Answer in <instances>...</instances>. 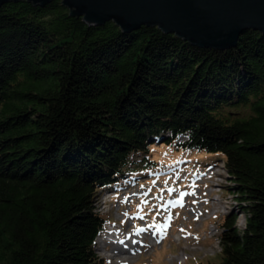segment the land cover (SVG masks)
<instances>
[{
	"label": "trees",
	"instance_id": "obj_1",
	"mask_svg": "<svg viewBox=\"0 0 264 264\" xmlns=\"http://www.w3.org/2000/svg\"><path fill=\"white\" fill-rule=\"evenodd\" d=\"M61 2L0 10V264H110L96 203L157 140L220 155L246 217L224 219L221 264H264V33L203 48Z\"/></svg>",
	"mask_w": 264,
	"mask_h": 264
},
{
	"label": "rangeland",
	"instance_id": "obj_2",
	"mask_svg": "<svg viewBox=\"0 0 264 264\" xmlns=\"http://www.w3.org/2000/svg\"><path fill=\"white\" fill-rule=\"evenodd\" d=\"M148 159L150 161L149 165L143 164L137 167H131L129 171L130 175L114 185L115 189L120 190L124 186H128L130 183H144L152 182L153 180H162L164 177L171 172H177L179 169H191L193 166L197 165L200 168L208 167L214 164L220 157L216 153H206V152H191L187 151L182 147H177L167 142L158 143V140L152 142L148 145ZM143 158V156L136 155L132 156V161L136 162ZM218 162H221L219 160ZM223 165H220L216 173L217 177L211 183L210 190L212 196L210 200L212 202L211 207L214 211H219V216L209 217L204 215L201 220L200 217L195 219V214L187 206L183 207L179 205L174 210L176 218L172 222V228L166 231V236L164 237V242L162 244V238L164 235L156 234L154 230L148 232L149 236H146L140 229L143 226L142 221H148L153 223H158L157 216L154 213L157 211L154 208V204L162 197V195L155 193L156 199H154L153 194L149 193L148 198L142 200L140 205L136 204L139 201L136 199L134 207H129L130 204H124L123 210H130L131 216L127 220L125 219L120 223L118 218V208L117 200L108 202V209L115 208L112 211L106 213L108 219L111 220V224L104 233L100 235L96 243V253L102 259L108 261L110 264H117L113 260L106 258L105 253L102 251L99 244V240H116L122 239L135 240L141 238V242L150 241L153 237H157L158 245L153 248L148 244L143 248H139L141 252L132 261L122 264H221L223 262L222 246L220 242V235L222 231V223L227 216H234L240 214L238 201L232 195V187L229 182V178L224 169ZM178 176V175H176ZM172 179V178H171ZM179 184V183H177ZM163 185V184H162ZM162 187L161 185L157 188ZM209 187V186H208ZM179 191L175 190L170 198L166 201L164 208L169 209L174 203H172L173 197L177 196ZM190 193V191L188 192ZM124 198L118 199V203H122ZM154 199V200H153ZM101 204H98L100 212H105L102 208V196L99 198ZM237 205L235 206V204ZM146 204V205H145ZM143 206V207H142ZM197 210L199 209L196 205ZM119 209V208H118ZM143 209V211L141 210ZM164 209V212H167ZM188 213V214H187ZM103 215V214H102ZM215 216V215H214ZM213 217V218H212ZM193 218L194 222L191 221ZM245 223V218L243 215L239 216L237 227L243 229ZM167 220L162 218L160 225H166ZM114 226L113 229L110 226ZM117 225V226H115ZM220 229H218V228ZM164 229V228H162ZM183 229V231H181ZM149 231V229H148ZM181 239L178 240V237ZM178 235V236H177ZM133 238H129V237ZM126 241V242H127ZM136 241V240H135ZM162 244V245H161ZM107 249H113V244L109 243ZM114 262V263H113Z\"/></svg>",
	"mask_w": 264,
	"mask_h": 264
},
{
	"label": "water",
	"instance_id": "obj_3",
	"mask_svg": "<svg viewBox=\"0 0 264 264\" xmlns=\"http://www.w3.org/2000/svg\"><path fill=\"white\" fill-rule=\"evenodd\" d=\"M28 1L41 7L52 0ZM90 27L114 22L123 32L158 27L195 46L228 49L249 29L264 33V0H61ZM160 143V142H159Z\"/></svg>",
	"mask_w": 264,
	"mask_h": 264
},
{
	"label": "built area",
	"instance_id": "obj_4",
	"mask_svg": "<svg viewBox=\"0 0 264 264\" xmlns=\"http://www.w3.org/2000/svg\"><path fill=\"white\" fill-rule=\"evenodd\" d=\"M220 165H223L222 169L225 170V172L227 173L228 178L230 179L229 182L233 189V187L235 186L234 182L231 181V178L228 174V171L226 169V163L224 160H221V162H216L214 164H212L211 166L208 167H204V168H200L199 166L195 165L193 166L191 169H179V171H175V172H171L168 173V175L166 177H164V179L162 180H153L152 182H144L143 184H136L133 186H128L126 188L121 189L120 191L115 190V191H109V192H105L103 193L102 196V208L105 210V212H100V209L98 207V204H101L100 200L96 203V210L98 213L105 215L106 213L112 211L113 209H115L113 206L112 208L108 209V202H111L113 200H117V204H118V208H116L115 210H118V221L123 222L125 219H129L131 216V211L130 210H123V206L124 204H130L129 207H134L135 201L136 199L139 201V203L136 204V207L138 208L137 205H140V203H142V200L144 199H149L147 195H149V193L153 194L154 199H156V195L155 193H158L160 195H162V197L160 199H158V201L154 204V208L157 211V213H154L155 216H157V221L160 225V222L163 219L167 220V224L166 225H160L161 228H164V230L168 228V225H170V229L172 228V220L174 219V210L177 208V206H179L180 204H177V201H181L184 206H187L188 208H190V210H192V213L195 214V219L197 220L198 217L202 219L203 216L206 214L209 217H211L213 215V217L219 216L220 213H218L219 211H214V209L211 207V198L210 196H212V193L210 190L211 187V183L214 181V179L217 177L216 173L218 171V168ZM178 175V176H176ZM172 178V179H171ZM179 183V184H177ZM163 184V185H162ZM161 185L162 187L157 188V186ZM209 186V187H208ZM169 189H171L172 191H169ZM177 190L179 191L177 196L173 197L172 203H174L172 206H170L169 209L164 208L166 201L168 200V198H170L173 194V192ZM190 191V193H188ZM234 196V198L237 200V196L234 194L233 190L231 191ZM120 198H124L123 201H121L122 203H118V199L120 200ZM153 199V200H154ZM146 205V204H145ZM196 205H198L199 209L197 210ZM237 205V203L235 204V206ZM239 205V210H240V214H236L237 216V223H238V219L240 215H243L245 218V223L243 225V229H239L241 231H243L246 227V217L245 214H243L242 208H240V203L238 202ZM143 207V206H142ZM164 209H166L167 212H164ZM143 210V209H141ZM188 214V213H187ZM215 215V216H214ZM212 217V218H213ZM131 219V218H130ZM193 218H192V220ZM143 226H147V221H142ZM218 228V227H217ZM219 229V228H218ZM220 230V229H219ZM223 228L221 231V234L223 233ZM221 236V235H220ZM133 238V237H130ZM134 239V238H133ZM98 240V239H97ZM136 240V241H135ZM135 240H130L133 241L135 243H137L138 249L140 248V246H142L143 248L145 247L144 244L145 242L143 241V243L140 241L141 238L135 239ZM162 240V244L164 239ZM97 242V241H96ZM150 242V241H149ZM220 243V242H219ZM161 244V245H162ZM155 245L157 247L158 245V241L155 237Z\"/></svg>",
	"mask_w": 264,
	"mask_h": 264
},
{
	"label": "bare ground",
	"instance_id": "obj_5",
	"mask_svg": "<svg viewBox=\"0 0 264 264\" xmlns=\"http://www.w3.org/2000/svg\"><path fill=\"white\" fill-rule=\"evenodd\" d=\"M180 235V234H179ZM178 236V235H177ZM181 239V235L180 237H178V240ZM111 243L113 244V249L109 250L106 249L107 245ZM99 244L102 251L105 253V257L108 259L113 260L115 263L117 264H122V263H126L128 261H132L135 258H137V255H140V251L138 249L137 243L133 242V241H125V240H99ZM144 245V244H143ZM148 245L150 247L155 248V238L153 237L150 242L148 243ZM142 248V247H140ZM113 262V263H114Z\"/></svg>",
	"mask_w": 264,
	"mask_h": 264
},
{
	"label": "snow or ice",
	"instance_id": "obj_6",
	"mask_svg": "<svg viewBox=\"0 0 264 264\" xmlns=\"http://www.w3.org/2000/svg\"><path fill=\"white\" fill-rule=\"evenodd\" d=\"M169 191H172V190L169 189ZM176 203H177V204H180V205L182 206V202H181V201H177ZM181 231H183V229H182Z\"/></svg>",
	"mask_w": 264,
	"mask_h": 264
}]
</instances>
